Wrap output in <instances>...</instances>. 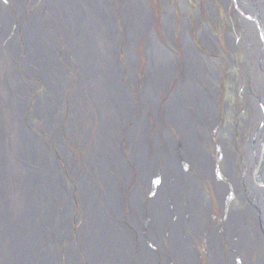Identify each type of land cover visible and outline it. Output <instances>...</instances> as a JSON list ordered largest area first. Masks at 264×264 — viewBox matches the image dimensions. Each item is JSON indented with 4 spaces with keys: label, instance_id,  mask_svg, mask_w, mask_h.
<instances>
[{
    "label": "bare ground",
    "instance_id": "1",
    "mask_svg": "<svg viewBox=\"0 0 264 264\" xmlns=\"http://www.w3.org/2000/svg\"><path fill=\"white\" fill-rule=\"evenodd\" d=\"M9 1L11 7L0 2V264H198L193 238L208 231L206 208L185 191L183 197L189 179L179 173L166 128L153 149L141 138L143 117L125 130L136 170L127 211L114 183L116 170L129 182L119 136L133 104L119 51L130 50L141 29L136 14L124 17L120 39L110 0H41L32 12L29 0ZM63 62L83 74L80 87ZM37 82L46 88L42 96L34 94ZM146 91L144 83L141 94ZM175 109L164 110V127L176 126ZM64 137L72 145L76 138L86 154L75 158ZM190 160L207 164L205 158ZM75 200L84 213L77 229ZM225 232L238 253L251 251L234 220ZM210 239L208 264H220V240L217 247Z\"/></svg>",
    "mask_w": 264,
    "mask_h": 264
},
{
    "label": "flooded vegetation",
    "instance_id": "2",
    "mask_svg": "<svg viewBox=\"0 0 264 264\" xmlns=\"http://www.w3.org/2000/svg\"><path fill=\"white\" fill-rule=\"evenodd\" d=\"M7 1L0 0L5 5ZM110 1L120 39L124 17L129 18V13L136 14V24L141 27L140 31L135 29L130 39V50L119 51L123 81L126 89L133 87L135 97L128 88L133 110L119 136L120 155L127 165L129 182H124L119 170L114 174L125 211L136 177L125 130L143 117L144 146L153 149L164 128L174 140L179 173L189 179V183L184 180L182 194L185 191L188 198L201 202L200 207L203 204L205 222H209L212 204L203 196L204 188L213 193L215 212L223 219L225 230L227 223L234 220L242 235L246 232L247 245L251 246L247 254L238 253L227 237L231 256L237 253L231 264L237 256L243 264H264V247H254L259 241L264 242V0ZM29 4L33 5L34 0L28 2L31 8ZM66 73L75 86H81V72L78 75V71L72 70L73 77ZM144 83L147 91L142 95ZM241 90L248 93L250 107L245 109H241ZM66 103L65 100L64 121L68 118ZM171 104L176 108V126L164 127L163 114ZM242 114L247 120H243ZM73 147L78 148V156L82 157L88 150L83 151L77 140ZM72 155L78 157L73 151ZM192 156L205 158L207 164L196 160L195 166L190 160ZM161 183L159 177L156 184ZM213 229L208 225L205 233L215 237L218 247L220 237L215 226ZM220 244L221 240L219 253L224 256ZM197 263L201 264L199 255Z\"/></svg>",
    "mask_w": 264,
    "mask_h": 264
},
{
    "label": "rangeland",
    "instance_id": "3",
    "mask_svg": "<svg viewBox=\"0 0 264 264\" xmlns=\"http://www.w3.org/2000/svg\"><path fill=\"white\" fill-rule=\"evenodd\" d=\"M30 2H32V0H29ZM3 2H4V0H3ZM5 3V2H4ZM6 4L7 5H11V3L9 2V1H7L6 2ZM40 4H41V0H37V1H35L34 2V4L33 5H30L29 4V6H31V8L30 7H28L29 8V11L30 12H32V11H34V9L35 8H38L39 6H40ZM32 10V11H31ZM17 17V16H16ZM15 30H16V27H15ZM123 58H124V55H122V57H121V63H122V65H124V62H123ZM71 59V57H69V60ZM61 63H62V61H61ZM66 64V65H65ZM63 66H64V68H65V70L70 74V76L71 77H73L71 74H72V70H71V68H70V65H67V63L66 62H63ZM243 76H242V79H241V83H242V85L243 86H245L244 85V81H243ZM125 80H126V78H125ZM32 81H34V82H36L35 80H33L32 79ZM127 81V80H126ZM35 87H36V89H35V95L36 94H40L41 96H42V94H43V91H45L46 90V88H45V86H44V84L43 83H41V82H37L36 84H35ZM247 87H248V89H249V86H248V84H247ZM128 88H129V92H130V95L132 96V97H134V91H133V87L131 86V85H129L128 87H127V90H128ZM40 89V90H39ZM39 90V91H38ZM73 90V88H70L68 91H67V95H66V101L68 102V103H66L67 105H66V110L69 108V95H70V91H72ZM249 93H250V90H249ZM240 103L242 104L241 105V109H245V108H247L249 105H250V103H249V101H248V93H246V91H244V90H241V93H240ZM135 98V97H134ZM68 107V108H67ZM250 107V106H249ZM242 116H243V120H247V116L246 115H243L242 114ZM36 120V119H35ZM36 123H37V125L39 126L40 124H39V122L38 121H35ZM37 131V130H36ZM64 132V131H63ZM64 141H65V144H67V146H69L68 148L71 150V154H72V151L78 156L79 154H78V148H74L73 147V145H71L70 144V141L69 140H67L65 137H64ZM73 143H76V141L74 140V142ZM55 150V149H54ZM55 152L57 153V151L55 150ZM82 155H84V152H83V154ZM58 157H59V160L61 161V167L63 168L62 170H64L65 171V169H64V165H63V162L62 161H64L63 159H62V157L60 156V154L58 153ZM65 173V172H64ZM65 176H66V174H65ZM67 177V176H66ZM67 178H69V176L67 177ZM70 179V178H69ZM71 184L74 186V183L73 182H71ZM203 190V196L205 197V199H206V201H207V203L208 204H212V208H210V210H211V214H210V216H209V222H210V224H209V228H212L213 229V227L215 226L216 227V232H217V234L219 235V237H220V240H221V244H220V249H221V252H222V254L225 256V258H224V264H231V260H232V257L235 255V254H237V253H233V256H231V254H230V251L232 250V247H231V245H230V242H229V239L227 238V236L225 235V227H224V221H223V219H220L219 218V216L217 215V213L215 212V211H217V208H216V200H214V198H213V193L212 192H208L205 188L204 189H202ZM147 199H145V201H146ZM74 208H75V213H76V215H77V219H76V223H75V225H74V227H75V229H77V228H79L80 226H81V224L83 223V216H84V213H83V211H82V208H81V204L77 201V200H75L74 201ZM80 215H81V217H80ZM82 218V219H81ZM80 221V222H79ZM149 224V220H148V218H147V216H145V218H144V225H145V227H147V225ZM214 230V229H213ZM76 232V231H75ZM75 232H74V234H75ZM204 235L205 236H203V238L202 237H196V238H193L194 239V245L195 246H193V249H194V251L195 252H197V254L199 255V259H200V263L201 264H207V262L209 261V259H211V256H210V254H209V249H210V245L212 244V242H211V239H210V236H209V234H207V233H204ZM75 236V243H76V245H79V243H78V238H77V235L75 234L74 235ZM230 246H229V245ZM240 255V254H239ZM227 256H228V258H227ZM235 257V256H234ZM245 260V259H244ZM246 262V261H245ZM63 264H65V262H64V260H63ZM232 264H243L242 263V261L239 259V257L237 256L236 258H234L233 259V261H232Z\"/></svg>",
    "mask_w": 264,
    "mask_h": 264
}]
</instances>
